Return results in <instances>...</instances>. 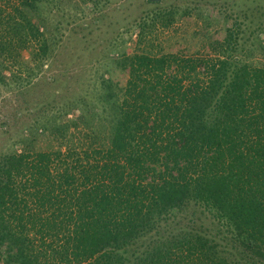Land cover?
Returning <instances> with one entry per match:
<instances>
[{
  "label": "trees",
  "instance_id": "16d2710c",
  "mask_svg": "<svg viewBox=\"0 0 264 264\" xmlns=\"http://www.w3.org/2000/svg\"><path fill=\"white\" fill-rule=\"evenodd\" d=\"M130 5L137 44L189 16L219 26L205 30L213 53L114 45L96 89L21 99L40 113L0 151V264H264V65L248 59L255 40L264 50V0ZM79 6L0 0V86L28 95L116 25L113 8L65 26Z\"/></svg>",
  "mask_w": 264,
  "mask_h": 264
},
{
  "label": "rangeland",
  "instance_id": "374dc122",
  "mask_svg": "<svg viewBox=\"0 0 264 264\" xmlns=\"http://www.w3.org/2000/svg\"><path fill=\"white\" fill-rule=\"evenodd\" d=\"M79 2L78 13L74 15L73 8H69V18L63 20L64 25L68 22L69 25L74 24H88L92 26L93 19L102 13L106 14L110 9L116 8L118 11L112 12V19L110 23L116 24L114 26L104 25L97 30L100 35L99 42L93 40L92 44L88 45L81 50L76 56L70 52L65 53L63 56L64 68L49 69L46 66L39 72L33 80V83L38 81L36 85L33 83V89L28 91L26 95H16L17 89L6 88L0 86V151H9L13 149V141L26 127H30L38 119L40 112H27L25 110V103L17 104L25 99H28L27 104L34 103V100L41 98L43 92L51 96L55 90H58L59 94L55 96L58 102L61 99H67L74 95L88 93L92 88L96 89L99 83V76L104 68V63L107 57L112 53L111 48L117 45V52L133 53L138 51L139 48L145 47L147 50L160 53V52H173L182 53L188 55H200L206 51L213 53V44L216 36L212 41L205 39V30L215 31L219 26L211 25L206 26L202 24L198 19L189 16H183L173 23L168 28H157L153 30L149 35H146L142 41L137 44L134 40L136 38L137 22L134 17V13L140 8L138 5L135 7L129 6V0H105L100 1L102 4L101 9L92 8L89 3L84 4L82 0H76ZM124 4L122 8L124 12H120V5ZM102 10V11H98ZM115 22V23H114ZM106 26V27H105ZM64 29V28H63ZM65 30V29H64ZM66 32V31H65ZM262 40L264 45V38L260 36L258 38ZM84 43V42H83ZM82 43V47H83ZM258 42L255 40L249 60L253 63L264 65V50L258 48ZM115 51V52H116ZM73 62V63H72ZM50 76H54L56 79L53 83L49 81ZM113 78L124 79V76L118 70H113ZM19 92V91H17ZM56 94V93H55ZM21 101V102H22ZM39 107L38 104L36 105ZM16 109V111H15ZM72 114L67 115L70 118ZM6 125L3 126L2 123ZM77 137V135H75ZM37 144L43 148H47L49 145H53L50 138L46 136H40L37 138ZM200 215L199 211L196 213V217ZM203 216V215H201Z\"/></svg>",
  "mask_w": 264,
  "mask_h": 264
}]
</instances>
